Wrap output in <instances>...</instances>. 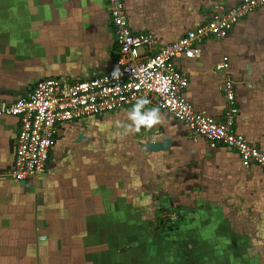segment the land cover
<instances>
[{"label": "crops", "instance_id": "1", "mask_svg": "<svg viewBox=\"0 0 264 264\" xmlns=\"http://www.w3.org/2000/svg\"><path fill=\"white\" fill-rule=\"evenodd\" d=\"M239 1L225 0V3L233 7ZM123 3L132 31L153 35L157 47L175 42L186 32L205 24L212 15V0H123ZM117 55L105 0L0 2L1 106L25 96L43 79L78 82L106 74L114 69ZM224 58L229 60L228 70L217 72L215 66ZM177 65L188 78L186 100L197 111L216 120H222L227 110L222 90L224 79L227 76L232 79L238 110L234 130L264 151V8L246 16L224 40L204 42L199 58L181 60ZM129 112L127 109L104 115L101 122L95 118V121L60 125L48 172L27 186L17 184L21 188L40 185L47 191L52 187L53 193L61 194L68 175H73L78 184L88 182L83 163L80 172H74V162H68L62 154L72 139L76 147L86 144L85 127L109 120L121 129L124 137L137 139L139 136L143 144L144 141L146 144L171 142L168 151L157 153L135 145L137 150L144 149L155 158L165 153L169 154L166 156L179 154L177 167H165L163 175L171 182L177 179L183 192L190 193L188 197L197 202L193 207L215 209L221 216L227 213L231 216L249 205V196L264 198V172L255 166L242 168L238 156L231 150L222 145L210 146L204 139L193 140L189 129L165 111H160L161 123L135 131L127 128L132 125ZM18 128L17 118L0 117V174L8 175ZM84 153L80 152L82 156ZM89 161L93 162L92 157ZM89 179L93 180L91 174ZM90 185L94 194L93 182ZM245 215L249 217L248 213Z\"/></svg>", "mask_w": 264, "mask_h": 264}, {"label": "rangeland", "instance_id": "2", "mask_svg": "<svg viewBox=\"0 0 264 264\" xmlns=\"http://www.w3.org/2000/svg\"><path fill=\"white\" fill-rule=\"evenodd\" d=\"M120 131L105 120L85 127V145L71 140L62 156L74 172L83 163L88 182L68 175L61 194L0 174V264H264L262 196L231 216L193 207L163 175L179 154L147 155Z\"/></svg>", "mask_w": 264, "mask_h": 264}, {"label": "built area", "instance_id": "3", "mask_svg": "<svg viewBox=\"0 0 264 264\" xmlns=\"http://www.w3.org/2000/svg\"><path fill=\"white\" fill-rule=\"evenodd\" d=\"M105 1L118 49L114 69L120 68L121 77L113 79V69L85 81L43 79L12 104L0 105V117H14L19 122L8 176L22 186L43 177L49 170L60 125L95 121L96 116L131 110L142 97L150 100L146 108H159L185 125L193 140L222 145L238 156L242 168L255 166L264 172V151L234 130L238 114L234 81L228 76L224 79L227 110L222 120H216L186 100L188 78L177 65L181 60L199 58L201 45L207 40L227 38L241 20L264 8V0H240L233 7L225 0H212V15L205 24L160 47L153 35L132 31L123 0ZM228 61L224 58L215 70L226 73Z\"/></svg>", "mask_w": 264, "mask_h": 264}, {"label": "clouds", "instance_id": "4", "mask_svg": "<svg viewBox=\"0 0 264 264\" xmlns=\"http://www.w3.org/2000/svg\"><path fill=\"white\" fill-rule=\"evenodd\" d=\"M121 75L122 73L119 67H116L111 73L113 79H119ZM149 103L150 100L142 97L136 101L128 113V117L132 121L130 127L134 128L135 131H139L142 127L151 128L161 123L162 117L159 108H146V105Z\"/></svg>", "mask_w": 264, "mask_h": 264}, {"label": "water", "instance_id": "5", "mask_svg": "<svg viewBox=\"0 0 264 264\" xmlns=\"http://www.w3.org/2000/svg\"><path fill=\"white\" fill-rule=\"evenodd\" d=\"M97 121L101 122L103 120L102 116H96L95 117ZM171 146L170 141H163L161 143H147L145 146V149L148 152L157 153V152H165L168 151ZM23 184H21L22 186Z\"/></svg>", "mask_w": 264, "mask_h": 264}]
</instances>
